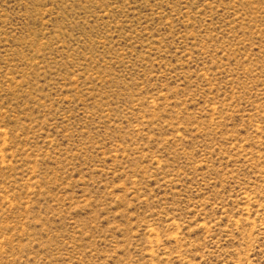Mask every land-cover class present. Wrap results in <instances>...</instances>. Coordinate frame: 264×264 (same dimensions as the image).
I'll use <instances>...</instances> for the list:
<instances>
[{"label": "rangeland", "instance_id": "374dc122", "mask_svg": "<svg viewBox=\"0 0 264 264\" xmlns=\"http://www.w3.org/2000/svg\"><path fill=\"white\" fill-rule=\"evenodd\" d=\"M0 264H264V0H0Z\"/></svg>", "mask_w": 264, "mask_h": 264}]
</instances>
